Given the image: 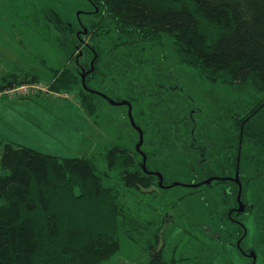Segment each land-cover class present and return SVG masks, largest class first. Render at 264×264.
<instances>
[{"label":"trees","instance_id":"obj_1","mask_svg":"<svg viewBox=\"0 0 264 264\" xmlns=\"http://www.w3.org/2000/svg\"><path fill=\"white\" fill-rule=\"evenodd\" d=\"M91 1L94 8L83 24L88 28V45L97 56L93 69L82 75L70 68L57 69L49 91H77L99 127L103 126L100 100L107 99L97 92L114 101L130 102L134 121L144 135L141 150L147 156V170L154 171L145 146L152 145L168 156L176 137V130L168 132V127L177 129L190 121L184 112L169 113L175 105L168 103L167 108V102H161L165 99L159 100L157 93L138 82L145 79L140 72L152 69L144 54L170 37L180 66L193 78L239 87L244 102L254 103L247 114L237 117L235 147L237 155L252 150L264 157V0ZM113 31L119 33L122 53L115 66L105 69L101 45ZM33 71L21 80L10 81L12 73L0 77V93L38 81ZM153 98L157 99L153 111L161 103L157 114H150L147 106ZM138 136L140 141L139 132ZM151 136L153 142L146 143L145 138ZM0 170V264H109L120 253L121 234L132 241L134 235L151 228L159 241V229L134 218L123 201L131 192L159 186V177L144 171L143 157L135 149L110 144L97 147L94 157L62 158L2 139ZM229 184L237 205L239 187ZM244 193L243 185L245 204ZM257 199L261 212L256 219L264 234V184ZM245 206L242 214L251 211V204ZM157 244L146 246V264H180L181 259L168 256Z\"/></svg>","mask_w":264,"mask_h":264},{"label":"rangeland","instance_id":"obj_2","mask_svg":"<svg viewBox=\"0 0 264 264\" xmlns=\"http://www.w3.org/2000/svg\"><path fill=\"white\" fill-rule=\"evenodd\" d=\"M93 6L91 0H0V77L12 73L10 81L21 80L36 70L40 78L15 86H24L17 94L0 96V117L13 125L3 126L0 120V142L9 140L62 158L94 157L97 147L110 144L137 150L138 131L130 122L127 105L100 100L103 126L99 127L77 91H49L57 69L70 68L82 75L90 68L95 55L86 47L90 37L83 20ZM119 43L117 31L102 41L103 68L115 66L122 53ZM162 44L153 45L144 54L152 69L140 72L144 80H136L154 94L165 90L161 102H167V108L168 103L175 105L168 112L175 116L184 112L190 121L177 129L168 127V132L176 130L168 156L163 157L152 145L145 146L151 167L163 173L167 184H155L123 198L134 218L159 229V241L151 228L134 235L132 241L121 234L120 253L109 264H146V246L153 242L165 248L168 256L181 259L180 264H253L249 256L253 253L255 264H264V234L256 219L261 212L257 197L264 184V157L252 150L237 155L235 147L237 117L247 114L254 103L244 102L239 87L193 78L179 64L174 39L164 37ZM156 100H147L150 114L161 108L159 103L152 110ZM153 140L152 136L145 138L148 144ZM238 159L244 201L252 207L228 220L230 208L239 207L227 191L230 187L213 183L194 190L187 184L212 174L234 177Z\"/></svg>","mask_w":264,"mask_h":264},{"label":"water","instance_id":"obj_3","mask_svg":"<svg viewBox=\"0 0 264 264\" xmlns=\"http://www.w3.org/2000/svg\"><path fill=\"white\" fill-rule=\"evenodd\" d=\"M84 32H87V31L85 30ZM95 58H96V56H95ZM91 66H93V65H91ZM92 69H93V67H91V70ZM84 78H85V76H83V83H84V86H85V80H84ZM97 93L99 95L103 96L105 99H107L111 103H114V104H117V105H127L129 107V118H130L131 124L133 125V127H135V129H137V131L140 134V141H139V143L137 145V151H139V153L143 157V169H144L145 172H147L149 174L157 175L159 177V185L161 187H164V185H163L164 177H163L162 173L159 172V171H149V170H147V167H146L147 156L141 150V146L143 145V142H144V135H143V132H142L141 128L139 126H137L136 123H135V121H134L133 114H132V105H131V103L128 102V101H119V102L118 101H114L113 99L107 97L106 95H104V94H102L100 92H97ZM218 178L219 177H211V178H209L208 180H206L203 183L201 182V183H197V184H187V187L195 188V187H199V186L204 185V184L210 185L214 180H216ZM224 180H226V179H224ZM232 180H234L238 184V186H239V191H238V195H237V200H238L239 208L237 209V211L238 212H242L245 209V205H244V203L241 200L243 186H242V183L240 181L239 166H237V173H236L235 177L232 178ZM175 185H180V183L179 182H175ZM251 257L253 259V264H255L256 255L253 253V254H251Z\"/></svg>","mask_w":264,"mask_h":264},{"label":"flooded vegetation","instance_id":"obj_4","mask_svg":"<svg viewBox=\"0 0 264 264\" xmlns=\"http://www.w3.org/2000/svg\"><path fill=\"white\" fill-rule=\"evenodd\" d=\"M79 35H80V33L79 34H77V36L79 37ZM89 43H87L86 44V47H88V49H91L90 47H89V45H88ZM91 51H92V49H91ZM92 53H94L93 51H92ZM95 58V57H94ZM94 58H92V60L90 61V64L91 65H93L92 63H94ZM92 66H90V68H91ZM89 68V69H90ZM88 69V70H89ZM87 72V70L85 71V72H83V74L84 73H86ZM157 92V94H158V97H159V100H162V99H164V92H165V90H163V91H156ZM192 140H194L195 141V136H194V131L192 132ZM237 166H239V159H238V163H237ZM237 166H236V170H237ZM154 171H156V170H154ZM239 171H240V167H239ZM226 175H228V174H226ZM228 176H230V175H228ZM211 177H219V176H216L215 174H212V175H210V176H208V177H206V178H211ZM235 177V176H234ZM234 177H225V176H223V177H219L218 179H216V180H214V181H221V182H223L222 183V185H226V186H228V187H230V188H227V191H228V189H229V191L231 190V186H230V184L229 183H236L234 180H232V178H234ZM205 178V179H206ZM226 179V180H224V179ZM205 179H203V180H201V181H198V182H196V183H194V184H197V183H201L202 181H204ZM214 181L210 184V186L209 187H211L212 186V184L214 183ZM241 181V180H240ZM242 183V182H241ZM237 184V183H236ZM205 185V184H204ZM238 185V184H237ZM243 186V185H242ZM203 187V186H202ZM239 187V186H238ZM239 191V190H238ZM245 205V204H244ZM239 206V205H238ZM246 207V206H245ZM239 208V207H238ZM238 208H231V210L229 211V217L230 218H232V219H237L236 217H234L233 216V214H235L236 216H238L239 214H242L244 211H245V209H244V211H242V212H238L237 211V209ZM243 232H244V230H243ZM242 235H243V233H242ZM241 235V236H242ZM239 245H240V243H239ZM250 257H251V255H249ZM251 259H252V257H251ZM252 262H253V259H252Z\"/></svg>","mask_w":264,"mask_h":264},{"label":"crops","instance_id":"obj_5","mask_svg":"<svg viewBox=\"0 0 264 264\" xmlns=\"http://www.w3.org/2000/svg\"><path fill=\"white\" fill-rule=\"evenodd\" d=\"M4 94H7V93L6 92L0 93V96H4ZM26 97H28V96H26ZM0 120H1L3 126H12L13 127V125L10 122L8 123V122L4 121L1 117H0ZM0 173H1V170H0Z\"/></svg>","mask_w":264,"mask_h":264},{"label":"built area","instance_id":"obj_6","mask_svg":"<svg viewBox=\"0 0 264 264\" xmlns=\"http://www.w3.org/2000/svg\"><path fill=\"white\" fill-rule=\"evenodd\" d=\"M24 86L17 88V89H10L8 91H6L7 94H17L18 92L21 91V88H23ZM25 92V91H24Z\"/></svg>","mask_w":264,"mask_h":264}]
</instances>
